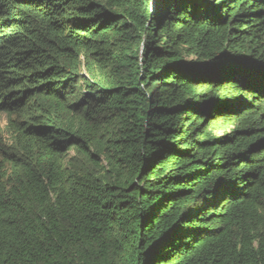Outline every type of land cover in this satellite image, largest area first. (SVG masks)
Listing matches in <instances>:
<instances>
[{
	"label": "trees",
	"instance_id": "trees-1",
	"mask_svg": "<svg viewBox=\"0 0 264 264\" xmlns=\"http://www.w3.org/2000/svg\"><path fill=\"white\" fill-rule=\"evenodd\" d=\"M0 264H264V0H0Z\"/></svg>",
	"mask_w": 264,
	"mask_h": 264
},
{
	"label": "rangeland",
	"instance_id": "rangeland-1",
	"mask_svg": "<svg viewBox=\"0 0 264 264\" xmlns=\"http://www.w3.org/2000/svg\"><path fill=\"white\" fill-rule=\"evenodd\" d=\"M187 60H192V59H194V57L192 56H189V57H187L186 58ZM7 122H8V119H5V121H4V125L6 126L7 125Z\"/></svg>",
	"mask_w": 264,
	"mask_h": 264
}]
</instances>
